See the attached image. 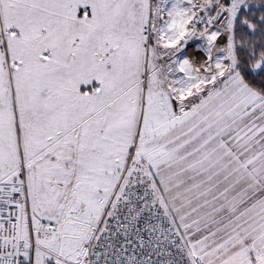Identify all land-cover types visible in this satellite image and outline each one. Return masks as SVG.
Here are the masks:
<instances>
[{"label":"snow or ice","instance_id":"6c2138e0","mask_svg":"<svg viewBox=\"0 0 264 264\" xmlns=\"http://www.w3.org/2000/svg\"><path fill=\"white\" fill-rule=\"evenodd\" d=\"M0 264H264V0H0Z\"/></svg>","mask_w":264,"mask_h":264},{"label":"rangeland","instance_id":"374dc122","mask_svg":"<svg viewBox=\"0 0 264 264\" xmlns=\"http://www.w3.org/2000/svg\"><path fill=\"white\" fill-rule=\"evenodd\" d=\"M197 44H200L201 46L203 45V41H190L189 46L186 49V52L184 53L186 56L189 58L192 57L193 55H199V53L196 51V46Z\"/></svg>","mask_w":264,"mask_h":264},{"label":"trees","instance_id":"16d2710c","mask_svg":"<svg viewBox=\"0 0 264 264\" xmlns=\"http://www.w3.org/2000/svg\"><path fill=\"white\" fill-rule=\"evenodd\" d=\"M251 2H252L253 4H257V5H258L259 2H260V0H251ZM245 12H247V10H245ZM253 14H255V15H259V13L255 11V9L253 10ZM245 32H247V29H243V30H241V29L239 28V25H238V35H244Z\"/></svg>","mask_w":264,"mask_h":264}]
</instances>
